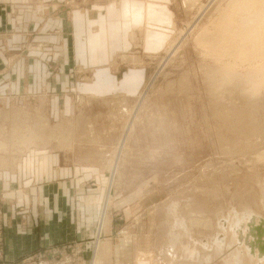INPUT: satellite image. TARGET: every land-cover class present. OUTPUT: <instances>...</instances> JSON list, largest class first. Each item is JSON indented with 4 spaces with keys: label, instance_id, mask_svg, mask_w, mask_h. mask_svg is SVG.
I'll return each instance as SVG.
<instances>
[{
    "label": "rangeland",
    "instance_id": "1",
    "mask_svg": "<svg viewBox=\"0 0 264 264\" xmlns=\"http://www.w3.org/2000/svg\"><path fill=\"white\" fill-rule=\"evenodd\" d=\"M231 1L148 5V18L166 21L164 42L146 52L127 34L135 48L107 58L117 79L96 72L93 82L0 99V257L3 241L15 248L39 226L61 239L46 244L39 230L33 251L5 264H93L97 249L106 264H264V47L245 59L208 48ZM241 8L235 17L255 9ZM26 156L32 169L49 159L70 168L39 175L48 202L38 189L23 198L22 181L11 184L21 197L6 195L5 171ZM74 229L81 242L69 240Z\"/></svg>",
    "mask_w": 264,
    "mask_h": 264
},
{
    "label": "crops",
    "instance_id": "2",
    "mask_svg": "<svg viewBox=\"0 0 264 264\" xmlns=\"http://www.w3.org/2000/svg\"><path fill=\"white\" fill-rule=\"evenodd\" d=\"M76 1L0 0V99L4 102H18L23 94L35 96L38 93H46L50 89V91L61 89L65 87V84L76 82L79 78H81L80 81L93 82L96 72L98 73L96 79L103 81L117 79L118 74L109 65L107 58L113 55L111 53L113 50L124 52L135 48L136 45L127 35L131 32L136 35L138 45L140 44L146 52H154L164 42V34L159 31V28L166 21L162 16L159 20L153 21L148 18L150 10L148 5L154 4L167 10L169 0H87L78 6ZM138 3L142 8L139 17L134 13V6ZM101 27L106 36L94 34H99ZM113 43L117 44L116 48ZM95 49L100 54V60L92 64L90 55ZM128 71H125L121 79L130 77L126 75ZM83 75L89 78H83ZM46 157L41 156V159L46 160ZM7 158L9 157L3 160ZM57 160L49 159L51 163L42 164L41 169L36 170L31 167L30 156L23 157L21 164L16 163L11 171L10 169L5 171L9 172L5 173V180L8 177L7 181L10 183L6 195L9 194L8 197L11 198L17 197L16 195L21 197V192H18L11 184L22 181L26 188V190L23 189V198L37 199L38 189L40 198L48 202L46 196L50 191L45 190V192L42 186L36 188L34 183L40 178L39 175H46L48 179L64 178L63 176L70 168L58 165ZM53 211L56 212L55 209L47 212V218H53ZM39 228L41 226L35 229L34 236H31L29 241L24 243L16 241L15 248H11L9 245L11 242L3 241L5 253L3 258L0 257V264L8 262L9 256L11 259L22 258L27 254V249L33 251V246L38 245L39 242L36 238L39 230L46 244L61 241V239L55 240L56 231H53L54 228L50 225ZM73 232L74 236L69 237V240L81 242L83 238L80 231L74 229ZM65 240L66 243L69 242L67 238ZM97 250L93 264H100V262L106 264L100 256L102 253L99 249Z\"/></svg>",
    "mask_w": 264,
    "mask_h": 264
},
{
    "label": "bare ground",
    "instance_id": "3",
    "mask_svg": "<svg viewBox=\"0 0 264 264\" xmlns=\"http://www.w3.org/2000/svg\"><path fill=\"white\" fill-rule=\"evenodd\" d=\"M230 3L232 5V6H230L231 8L229 7L230 9H227L228 11L226 10V12L222 13L223 14V15H221L222 16V18H221L222 22L219 21L221 23L220 26L222 28H219L218 31H214V34H209L208 37L205 36L209 40L208 41L209 43L207 42L208 46H209L208 48L212 49V50L217 49V51H218V49H220L221 51H225V54H227L226 51L230 54H238V56L235 55L236 57H239L240 54H243L244 59L247 55L248 56L246 58H251V56L256 55L258 53L257 51H260L261 48L264 47V0H234L233 3H232V1ZM239 7H242V8L243 7H247V8L255 7V9L253 8V10L251 9L252 11H250L248 13L240 14V15L235 17L234 16L235 12H237L239 10L238 9ZM243 10L245 11L246 8H243ZM246 11H248V10H246ZM240 12H241V10H240ZM255 52H257V53L253 54ZM243 55H242V57H243ZM229 69H230V67H229ZM212 75H214V74H212ZM224 75H226V74H224ZM260 76H262V75H260ZM262 78H264V77L262 76ZM214 81H216V80H214ZM256 84H259V83L257 82ZM213 86H215V85H213ZM215 87H217V86H215ZM16 132L18 133V131H16ZM17 133H15V131H14V134L17 135ZM26 146L28 147V145H26ZM250 234H251V232H250ZM217 241H220V240L218 239ZM220 242H218V243H220ZM255 244H254V242H251L247 245L249 247H250V245L251 246H257ZM219 245L220 244H218V246ZM260 250H262V248L258 249V252H260ZM260 253H264V250H262V252H260Z\"/></svg>",
    "mask_w": 264,
    "mask_h": 264
}]
</instances>
